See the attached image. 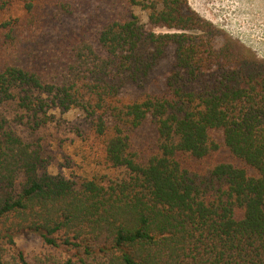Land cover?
<instances>
[{
    "label": "trees",
    "instance_id": "16d2710c",
    "mask_svg": "<svg viewBox=\"0 0 264 264\" xmlns=\"http://www.w3.org/2000/svg\"><path fill=\"white\" fill-rule=\"evenodd\" d=\"M124 1L147 22L95 11L92 32L91 0H0V264H264V58L189 0ZM72 109L122 178L49 171L23 130ZM30 234L45 251L19 248Z\"/></svg>",
    "mask_w": 264,
    "mask_h": 264
},
{
    "label": "rangeland",
    "instance_id": "374dc122",
    "mask_svg": "<svg viewBox=\"0 0 264 264\" xmlns=\"http://www.w3.org/2000/svg\"><path fill=\"white\" fill-rule=\"evenodd\" d=\"M189 5L198 15L208 19L216 26L224 29L235 39L251 47L256 54L264 58V0H189ZM20 4L14 10L21 13ZM104 13L105 18L112 15L137 14L147 22V11L140 7L127 5L124 0H91L90 8L79 12L75 19V26L87 25L88 30L94 31L96 23L88 18L92 13ZM89 15V16H88ZM91 37L90 33H87ZM172 68L170 57L165 58L153 72L148 89L161 92L165 88L166 78ZM136 88H130L128 97L136 94ZM57 113V118L49 125L42 127L35 134L30 135L27 128L23 133L35 136L43 145V149L51 157L48 169L52 173H62L67 177L81 180L85 177L98 179H120L123 177L121 168H113L105 164L102 144L96 138L92 127L79 109H72L63 115ZM150 127H144L136 133V141L145 146L152 139ZM219 141L220 133H216ZM213 158L233 160L229 153L222 149ZM17 244L28 256L45 251L41 239L37 235H19Z\"/></svg>",
    "mask_w": 264,
    "mask_h": 264
}]
</instances>
